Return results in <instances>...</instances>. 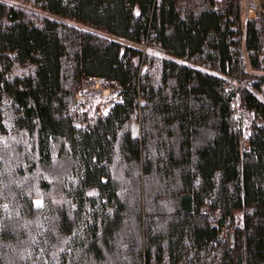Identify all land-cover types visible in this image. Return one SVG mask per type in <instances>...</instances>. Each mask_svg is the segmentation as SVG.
<instances>
[{
    "label": "trees",
    "instance_id": "trees-1",
    "mask_svg": "<svg viewBox=\"0 0 264 264\" xmlns=\"http://www.w3.org/2000/svg\"><path fill=\"white\" fill-rule=\"evenodd\" d=\"M83 76L120 85L98 117ZM0 264H264V13L0 0Z\"/></svg>",
    "mask_w": 264,
    "mask_h": 264
},
{
    "label": "built area",
    "instance_id": "built-area-1",
    "mask_svg": "<svg viewBox=\"0 0 264 264\" xmlns=\"http://www.w3.org/2000/svg\"><path fill=\"white\" fill-rule=\"evenodd\" d=\"M240 4V21L242 24L246 20L256 17L259 13H264V0H239ZM245 53V51H244ZM81 88L75 93L76 104L82 110H88V106H91L89 112L90 116L98 117L102 115L112 104L108 97L112 93H116V98L118 99V90L120 85L114 80H107L98 76H83L81 79ZM99 93L102 97L95 104L91 101L94 99L96 94ZM241 147L243 149L248 148V140L242 141ZM241 143V142H240ZM225 228L221 231V236L224 234Z\"/></svg>",
    "mask_w": 264,
    "mask_h": 264
},
{
    "label": "rangeland",
    "instance_id": "rangeland-1",
    "mask_svg": "<svg viewBox=\"0 0 264 264\" xmlns=\"http://www.w3.org/2000/svg\"><path fill=\"white\" fill-rule=\"evenodd\" d=\"M244 54V57H245V61H246V64H247V69L248 71L252 72L248 62H247V56H246V53H243ZM257 73V72H256ZM81 88V87H80ZM79 88V89H80ZM78 89V90H79ZM77 90V91H78ZM116 93H112L110 97H108L110 99V102H113L114 99L116 98ZM102 97L100 96L99 93L96 94V96L94 97V99L91 101L92 104H95L97 101H99ZM236 101H234L233 105L235 107V110H236V113H235V116H236V119H237V122H238V125L241 129V136H240V144H242L243 142L242 141H245L247 139V135H248V132H247V127L248 125L250 124V121L252 119V113L250 112H247L245 111L244 109H240L239 107H237L236 105ZM91 110V106H88V110H85V112L89 115V112ZM41 200H37V202H40ZM241 211L240 210H236L234 212V223L235 224H241L242 222V216H241ZM226 224V227H225V230H224V234L222 237H225V235L227 234V230L229 229V225L227 224V221L225 222Z\"/></svg>",
    "mask_w": 264,
    "mask_h": 264
}]
</instances>
